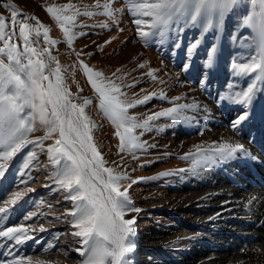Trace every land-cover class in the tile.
I'll return each mask as SVG.
<instances>
[{
	"label": "rangeland",
	"instance_id": "rangeland-1",
	"mask_svg": "<svg viewBox=\"0 0 264 264\" xmlns=\"http://www.w3.org/2000/svg\"><path fill=\"white\" fill-rule=\"evenodd\" d=\"M106 2L111 4V17L102 14L103 7H96ZM68 4L74 8L63 15H73L76 9L94 13L77 15L66 25L76 36L71 46L47 11L48 7ZM13 10L19 15L10 42L23 51L18 28L23 17L33 18L27 23L34 27L39 22L49 29V39L56 43H48L40 28L33 46L49 49L55 58L53 71L55 61L59 62L71 103L83 106L91 122L93 142L104 166L126 176L120 181V190L127 188L131 204L125 219L135 220V235L129 238L134 250L125 254V264H225L224 259H214L222 253L229 258L236 256V248L242 246L238 236L224 239L215 231H247L216 215L213 199L206 197L210 187L204 183L210 182L209 167L235 177L245 173L241 164L249 165L250 161L260 167L264 163V72L242 71L243 65L264 60L257 29L246 19L264 12L260 0H235L211 12L202 11L195 20L194 7L187 8L175 15L162 34L146 40L134 21L149 18L134 15L128 0H0V16L9 25L7 31H11ZM0 47H4L2 40ZM81 62L102 72L104 83L110 80L120 88L121 99L134 104L128 108V115L138 123L168 109L190 107L180 109L176 117L151 120L147 129L137 128L135 134L144 148L121 151L117 129L100 108L99 94ZM44 74L55 79L48 69ZM249 87L255 89L252 102L235 103L237 94ZM145 97L151 98L145 101ZM86 100L90 103L85 104ZM28 111L26 108L25 114ZM242 112H247L248 118L234 128L233 122ZM36 129L28 134L34 143L26 144L7 160L0 177V207L8 209L0 214L4 216L0 230L23 225L30 237L22 243L0 237V264H29V258L44 264H82L85 257L79 250L83 245L81 238L73 235L77 229L68 214L74 202L56 183L58 166L49 160L48 148L59 139V133L40 142L37 138L45 135V129L38 121ZM211 130L226 133L230 138L226 143L243 144L248 154L220 158L215 152L219 147L214 146L215 137L211 141ZM220 160L227 163L219 166ZM17 192L20 198L15 204L9 203ZM200 196L205 201H197ZM41 227L45 230L40 231Z\"/></svg>",
	"mask_w": 264,
	"mask_h": 264
},
{
	"label": "snow or ice",
	"instance_id": "snow-or-ice-1",
	"mask_svg": "<svg viewBox=\"0 0 264 264\" xmlns=\"http://www.w3.org/2000/svg\"><path fill=\"white\" fill-rule=\"evenodd\" d=\"M234 2L235 0H128L129 10L134 15L149 18L134 21L138 25L139 34L145 40L150 35L162 34L170 26L175 15L187 8L194 7L195 15L192 19L195 20L202 11L211 12L219 5L227 6ZM260 3L264 7V0H260ZM96 7H103L104 15H113L111 4L107 2L104 5L97 4ZM73 8L71 4L47 8L60 25L69 46L76 36L66 25L72 24L77 15H94L88 11L81 13L79 9H76L73 15H63L64 11ZM18 15L16 10L11 13V31H7L9 25L3 16H0V40L4 42V47H0V177L4 174L5 162L26 144L34 143L28 138V134L37 130V121L45 129V135L37 138L38 141L49 139L52 133L58 132L59 139L48 148L49 160L58 166L56 183L69 192L67 198L74 202V208L68 214L73 217V228L77 229L73 235L80 237L83 245L79 250L85 257L82 264H125V254L134 250L129 238L135 235V220L125 219L131 200L127 188L120 190V181L126 176L104 166L105 162L93 142L91 122L85 116L83 106L71 103L59 62L55 61L56 67L53 71L51 62L55 58L50 55L49 49L38 50L33 46L41 34L40 28H43L44 39L48 43H56L49 39V29L39 22L38 26L34 27L27 23L33 18L23 17L18 24L23 51L17 44L10 42L16 34ZM246 19L257 29L259 46L264 48V12L253 14ZM81 66L89 83L99 94L100 108L117 129L115 134L120 140L121 151L144 148V144L135 134L137 128L147 129L151 120L160 116L176 117L180 109L190 107L181 105L156 113L143 123H138L135 117L128 115V108L134 107V104L121 99L123 93L120 88L110 80L104 83L102 72L95 71L82 62ZM46 69L55 77L54 80L44 74ZM257 70L264 72V60L259 63L253 60L251 64L242 66V71L245 72ZM44 81H47L46 85ZM254 92V87H249L246 91L238 93L234 102L250 104ZM150 98L145 97V101ZM87 103L90 101L86 100L85 104ZM26 108L29 111L25 114ZM247 118L248 113L242 112L233 122V127L238 128ZM215 152L220 158H236L237 154H248L244 145L239 143H223ZM20 196L21 193L17 192L9 203L15 204ZM7 211L6 207H0V214ZM0 219H4V216H0ZM44 230L40 228V231ZM27 231L23 225L9 227L0 230V237L22 243L24 239L30 238ZM29 264L44 262L32 261L29 258Z\"/></svg>",
	"mask_w": 264,
	"mask_h": 264
},
{
	"label": "bare ground",
	"instance_id": "bare-ground-1",
	"mask_svg": "<svg viewBox=\"0 0 264 264\" xmlns=\"http://www.w3.org/2000/svg\"><path fill=\"white\" fill-rule=\"evenodd\" d=\"M211 131V141L215 137V147L226 143L230 139L222 131ZM208 136L210 137V135ZM209 147L212 149L209 152L211 155L213 143ZM258 161H260L259 158ZM223 162L227 163L220 160L218 165L221 166ZM248 163L249 165H239L245 173L244 175L238 174L235 177L234 175H226L223 170L216 172L213 167L207 169L209 177L207 179L210 182L204 184L210 187V193L206 197L213 199L214 202L211 205L215 206V211L218 212L216 215H219L223 220L234 222L235 225L243 228L242 230L247 231L239 234L222 229L215 231L216 236H221L224 239L236 235L238 236L236 239H239L242 244V246L239 245L236 248L238 253L233 258L224 256L222 253L214 259L218 260L220 258L219 261L224 259L225 264H264V189L262 188L264 186V163L260 167L253 166L250 161ZM247 173L248 176L245 175ZM214 177H217L218 180H214ZM242 177L243 179H241ZM202 197H198L197 201H205ZM212 215L214 218V212H212ZM213 264H222V262H214Z\"/></svg>",
	"mask_w": 264,
	"mask_h": 264
},
{
	"label": "trees",
	"instance_id": "trees-1",
	"mask_svg": "<svg viewBox=\"0 0 264 264\" xmlns=\"http://www.w3.org/2000/svg\"><path fill=\"white\" fill-rule=\"evenodd\" d=\"M235 30H237L236 28H235ZM237 45V44H236Z\"/></svg>",
	"mask_w": 264,
	"mask_h": 264
}]
</instances>
